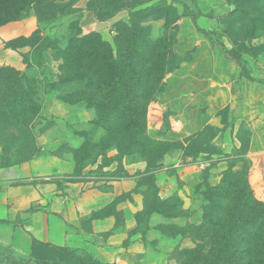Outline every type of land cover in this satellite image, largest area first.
Returning <instances> with one entry per match:
<instances>
[{
  "label": "rangeland",
  "instance_id": "rangeland-1",
  "mask_svg": "<svg viewBox=\"0 0 264 264\" xmlns=\"http://www.w3.org/2000/svg\"><path fill=\"white\" fill-rule=\"evenodd\" d=\"M71 1L0 0V29L22 32L9 40H17L18 49L8 48L9 41L0 43V70H15L23 78L21 91L32 99L27 110L19 107L8 114L0 103V171L45 155L56 157L70 162L74 173L25 182L53 183L60 192L63 184L83 183V188L113 193L117 204L97 213L98 218L90 219L92 212L80 222H65L69 233L82 234V240L38 247L28 257L0 249V264H82L85 254L95 258L97 247L108 240L115 242L108 255L113 262L125 254L128 264H198L195 255L202 243L196 228L223 177L242 170L236 155L241 145L251 163L244 179L253 199L264 203V87L241 78L235 59L225 56L228 50L232 58L241 57L252 78H264V0H181L204 14L197 23L171 0H95L101 18L119 10L104 21L89 9V0L57 8ZM136 2L143 4L133 11L120 9ZM137 10L142 11L137 15ZM133 24L147 29L150 42L162 40L165 48L161 88L145 102V134L151 143L141 152L119 151L101 141L113 132L108 130L112 125L92 124L99 114L86 100L90 91L79 84L66 87L59 79L71 38L97 33L116 57L115 36L123 25ZM36 30L51 42L39 57L26 43ZM18 62L21 70L14 66ZM8 85L0 83V93ZM82 143V171L75 172L72 148ZM236 189L240 186L233 182L229 191ZM105 219H111V227L95 232L93 222ZM215 232L214 245L222 237Z\"/></svg>",
  "mask_w": 264,
  "mask_h": 264
},
{
  "label": "trees",
  "instance_id": "trees-1",
  "mask_svg": "<svg viewBox=\"0 0 264 264\" xmlns=\"http://www.w3.org/2000/svg\"><path fill=\"white\" fill-rule=\"evenodd\" d=\"M76 1L72 0L68 4L58 5L57 8L68 9ZM171 1L180 4L184 12L190 14L195 23L204 16L200 11L197 13L191 11L181 0ZM142 4L143 2H136L120 9L133 11ZM87 5L100 21L111 18L119 11L116 10L106 18H101L97 12L95 0H89ZM140 11L142 10L135 11V14L138 15ZM9 21L11 20L4 23ZM200 31L206 36L209 35L203 29ZM147 35V29L141 26L123 25L119 35L114 38L117 59L113 56L109 43L102 41L97 33L73 37L64 50L63 63L60 66L61 84L66 87L79 84L81 90L90 91L89 98L86 100L99 114L92 124L96 127H105L106 123H110L112 127L108 130H113V132L101 141L116 145L119 151L124 147L130 151L141 152L151 143L145 134V102L148 94L157 92L161 88L165 48L162 40L157 39L155 42H150ZM16 42L17 40H11L6 43V46L18 49ZM26 43L34 49L37 57L41 56L51 45L49 40L42 38L38 30L26 38ZM225 56L229 60L235 59L233 61L240 68L241 78L264 87V78L257 80L252 78L243 66L241 57L232 58L228 50H225ZM23 58L26 60L27 56ZM22 79L12 68L0 70V83L11 84L0 93L3 113L8 114L19 107L22 110L28 109V104L32 99L29 94L21 91ZM12 84L15 85L12 86ZM84 139L86 140V137ZM72 149L75 158L74 170L80 172L82 166H80L78 156L86 150V144L82 143ZM39 152L40 150L28 156L26 161L37 157ZM236 155L241 159L242 170L237 173H227L223 177L220 185L209 197L203 223L196 228L200 233L198 240L202 243L198 246L199 249L195 255L198 264H264V203L253 199L249 185L244 179L251 163L248 158H245L247 152L242 145L236 151ZM233 182L238 184L240 189L229 191ZM116 204L115 199L100 211L94 212L90 219L98 218L97 215L100 212ZM216 225L215 231L217 229L221 231L222 237L214 245V238L218 234L212 230ZM42 246H49V244L33 241L31 255H35L39 251L38 247ZM56 249L63 252L70 250L68 247H57ZM85 256L87 261L82 264H105L90 254H85Z\"/></svg>",
  "mask_w": 264,
  "mask_h": 264
},
{
  "label": "crops",
  "instance_id": "crops-1",
  "mask_svg": "<svg viewBox=\"0 0 264 264\" xmlns=\"http://www.w3.org/2000/svg\"><path fill=\"white\" fill-rule=\"evenodd\" d=\"M21 33L9 34L6 28L0 29V43L19 37ZM14 66L18 70L23 67L19 62ZM43 152L41 149L39 155ZM72 171L70 162L46 155L20 167L0 171V249L10 250L16 256L28 257L33 241L65 246L69 242L82 240V234L72 236L69 233L65 222L85 220L92 212L109 205L114 194L97 188H83V183L63 184L64 190L60 192L53 183L25 182L26 179L31 181L51 174L69 175ZM111 225V219L93 222L95 232L100 231V226L102 230H107ZM101 244V247H97L95 259L101 263L114 264L117 259L113 262L108 255L115 242L108 240ZM128 250L131 251V248ZM126 260L124 254L118 257L116 264H128Z\"/></svg>",
  "mask_w": 264,
  "mask_h": 264
}]
</instances>
